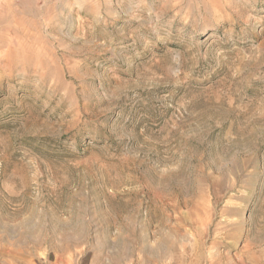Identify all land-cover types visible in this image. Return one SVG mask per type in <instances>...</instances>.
Instances as JSON below:
<instances>
[{"label": "rangeland", "instance_id": "1", "mask_svg": "<svg viewBox=\"0 0 264 264\" xmlns=\"http://www.w3.org/2000/svg\"><path fill=\"white\" fill-rule=\"evenodd\" d=\"M0 0V264H264V0Z\"/></svg>", "mask_w": 264, "mask_h": 264}, {"label": "crops", "instance_id": "2", "mask_svg": "<svg viewBox=\"0 0 264 264\" xmlns=\"http://www.w3.org/2000/svg\"><path fill=\"white\" fill-rule=\"evenodd\" d=\"M73 0H44V6L51 7V5L66 3ZM34 7H38L39 0H32Z\"/></svg>", "mask_w": 264, "mask_h": 264}]
</instances>
